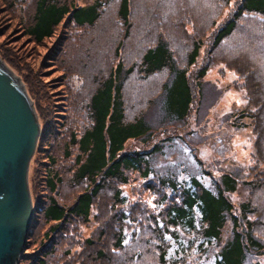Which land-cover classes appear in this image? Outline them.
Listing matches in <instances>:
<instances>
[{
  "label": "rangeland",
  "instance_id": "374dc122",
  "mask_svg": "<svg viewBox=\"0 0 264 264\" xmlns=\"http://www.w3.org/2000/svg\"><path fill=\"white\" fill-rule=\"evenodd\" d=\"M61 1L75 5L92 0ZM35 3L36 0H0V49L6 47L14 54V62H19L18 71L0 59L20 78L25 89H29L26 80H31L49 98L48 102L43 98L40 104L44 114L50 112L47 123L51 132L46 140L50 145L33 152L28 166L30 196L34 201L47 196L43 183L49 168L63 178L57 199L64 205H70L77 192L87 185L75 178L73 160L78 149L70 144V135L78 136L90 125V95L118 59L126 66L138 64L144 49L163 36L183 64L192 41L201 38L197 63L207 62L209 67L201 78V95L186 120L164 124L149 143L164 144L163 152L151 159L154 172L149 177L131 172L126 183L107 181L94 198L88 220H72L60 235L50 231L51 223L38 217L27 238L26 255L17 258L16 264H28L31 255L27 253L39 254V249L49 242L55 248L46 257V264H159L157 255L161 249L168 264H213L217 250L214 243L201 252L199 247L177 244L165 228L156 236L154 227L163 226L160 192H170L148 185L164 173H171L178 181L195 175L203 184L213 187V180L221 173L233 172L238 185L227 196L234 212H238L241 202L248 201L252 207L249 218L264 241V116H256L255 122L247 114H240L244 109L259 107L258 103H249L248 96L252 101L259 99L251 82L262 87L264 76L249 73L244 67L257 69L258 65L264 69V16L243 14L234 32L209 54V33L233 9V0H131L126 35L117 13L119 0H110L93 25L60 24L51 38L40 43L27 34L25 27L33 21ZM165 77V69L146 77L134 69L122 88L125 120L144 113L152 123L161 121L159 105L150 100L159 93ZM56 89L59 92H52ZM60 94L64 102L62 107L55 108L62 115L52 116L50 105ZM52 118L57 121L50 125ZM40 121L44 127L45 122ZM166 136L173 139L164 141ZM127 147L146 146L129 141ZM48 155L56 159L55 166L48 163ZM254 185L259 186L253 188ZM115 189L126 201L121 207L125 218L120 224L111 219L116 206ZM116 225L121 226L124 237L119 248L114 247L119 230ZM171 229L184 239L189 236L179 228L169 226ZM229 229L227 221L223 237ZM86 238L92 242H86ZM257 259L264 260V252Z\"/></svg>",
  "mask_w": 264,
  "mask_h": 264
},
{
  "label": "trees",
  "instance_id": "16d2710c",
  "mask_svg": "<svg viewBox=\"0 0 264 264\" xmlns=\"http://www.w3.org/2000/svg\"><path fill=\"white\" fill-rule=\"evenodd\" d=\"M108 1L110 0H92L88 4L71 5L61 0H36L33 21L25 26L27 34L40 43L44 39L51 38L60 24L93 25L100 16L101 8ZM233 6L229 14L209 33V54H212L211 52L234 32L237 21L243 14L254 13L264 16V0H233ZM130 9L131 0H119L117 13L124 25L125 35L128 32ZM201 44V38L192 41L186 62L183 64L178 61L168 40L163 36H159L144 49L137 66H126L120 59L116 61L90 95L88 103L90 125L78 136L74 133L70 135V144L76 145L78 149L73 160L76 165L75 178L77 181H86L87 185L77 192L70 205H64L57 199L58 185L63 182L59 172L51 168L46 171L43 185L47 196L43 199L33 200L28 181L33 213L18 259L26 255L24 250L27 246V238L32 233L38 217L48 224L51 223L50 231L58 232L60 235L72 220H88L94 198L99 195L107 181L126 183L131 172H136L141 177H149L154 172L151 159L155 154L163 152L164 145L163 142L158 141L149 145L154 141L156 131L167 123L184 122L195 100L201 95V78L209 67L207 62L197 63ZM0 57L9 67L18 71L19 62L18 60L14 62V54L8 51V48L0 49ZM135 68L143 77L166 70V77L161 83L159 93L150 100L151 104L159 105L161 121L157 124L150 122L144 113L133 120H125L122 88L126 78ZM244 69L249 73L255 72L264 76V69L261 66L257 65V69L245 67ZM26 82L29 84L26 92L33 101L40 122V132L34 149L36 152L45 150L47 145H50L46 142L47 135L51 132L47 123V115L50 112L44 114L40 104L43 98L46 102L49 98L42 95L31 80ZM251 86L258 92L259 99L252 101L248 96L249 103L254 105L258 103L259 107L255 110L244 109L240 114H247L254 120L260 114L264 116V84L261 87L252 81ZM55 91L59 92L58 89L52 92ZM62 99L63 96L60 94L56 96V102L50 105L52 116L62 115L61 110L55 108L62 107L64 102ZM40 120L45 122L44 127H41ZM55 121L57 118H52L50 125ZM169 137L166 136L164 141L169 142L173 139ZM129 141H137L146 147H127ZM47 159L50 165L55 166L54 156L48 155ZM156 177L157 182L151 179L148 187L155 188L157 185L160 189H168L170 192L168 194L159 191L161 201L164 203L161 209L163 226L159 227V224L154 222L155 225L157 224L154 227L156 236L165 228L177 244L181 246L185 244L187 248L199 247L201 252L214 243L217 250L213 264H264V260L257 259V256L264 252V241L257 235L254 223L249 218L252 213L251 205L248 201L241 202L238 212H234L235 208L227 196L229 192H234L238 185V178L233 172L221 173L213 180V187L203 184L195 175L189 176L184 181H178L171 173L159 174ZM257 186L259 185H254L253 188ZM113 202L116 206L113 208L111 219L114 223L120 224L125 218L121 207L126 201L119 189L113 192ZM227 221H230V229L223 237ZM169 226L188 233V238H182L172 230L173 228L169 230ZM117 228L119 230L114 237L115 248L121 247L124 241L121 226L118 225ZM85 241L92 242L88 238ZM54 248V243L49 242L39 249V254L36 251L35 254L27 253L31 255L28 264H46V257L53 253ZM157 256L159 264H168L164 259V249H161Z\"/></svg>",
  "mask_w": 264,
  "mask_h": 264
},
{
  "label": "water",
  "instance_id": "95a60500",
  "mask_svg": "<svg viewBox=\"0 0 264 264\" xmlns=\"http://www.w3.org/2000/svg\"><path fill=\"white\" fill-rule=\"evenodd\" d=\"M39 132L24 84L0 59V264H16L30 228L28 166Z\"/></svg>",
  "mask_w": 264,
  "mask_h": 264
}]
</instances>
